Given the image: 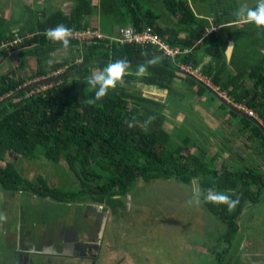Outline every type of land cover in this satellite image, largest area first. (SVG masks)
<instances>
[{"label": "trees", "instance_id": "16d2710c", "mask_svg": "<svg viewBox=\"0 0 264 264\" xmlns=\"http://www.w3.org/2000/svg\"><path fill=\"white\" fill-rule=\"evenodd\" d=\"M158 1L159 8L164 10L160 14L154 8L143 9L140 0H98L97 3L72 0L67 11L56 7L50 13L44 12L43 17L41 12L34 15L35 22L30 23L31 26L34 23L30 29L32 35L29 30L25 31L23 24L19 25L21 18L7 17L8 13L17 16L11 8L19 4L18 1L0 8L3 16L0 18V69L8 67L0 73V162L5 161L3 166L0 164V188L18 194L28 191L39 197L50 196L64 203L96 201L99 205L105 204L114 215L139 180L145 183L176 180L191 186L195 177L203 189L226 192L232 199L239 200L237 206L228 211L225 205L205 203L201 199L209 214L226 226L229 242L238 232L236 219L243 206L258 201L259 191L264 189V173L253 171L243 160L237 162L244 165L238 173L235 165L226 162L218 171L212 164L219 153L209 158L204 150H199L197 155L185 154L186 148L199 147L195 124L199 115H185L180 124L168 132L164 111L172 107L171 102L175 105L171 114L176 113V107L190 112L191 108L178 104L184 103L189 93L200 99L208 92L207 104L217 98L205 88L207 84L183 72L185 67L197 71L201 66L198 71L201 76L226 93L232 104L255 114L264 125V30L252 25L255 27L248 28L255 30L250 32L246 25L236 29L231 23L206 34L210 27L208 18L218 25L224 18H231L236 12L235 0H217L209 7L206 18L196 17L188 9L186 0ZM24 12L23 18L34 13L33 10ZM164 12L168 19H176L173 26L160 25ZM92 16L96 18L89 20ZM58 24L76 33L89 32L97 36L72 38L67 49L73 52L72 56L60 59L56 54L66 50L43 35L46 29ZM18 25L24 29L23 33L20 28L14 29ZM126 26L154 35L166 49L152 43H120V30ZM230 42L235 45L231 54L225 51ZM145 52L147 56L142 54ZM10 56L23 59L22 69L28 73L17 72L16 65H12L13 68L10 64H13ZM152 57H159V63L148 66L147 73L137 77L134 74L137 66ZM204 57L209 58L206 69L201 65L203 61H198ZM122 58L129 62L123 84H118L94 105H88L86 101L94 91L86 80L92 71ZM57 70L62 73L54 76ZM66 74L69 75L57 82L23 90L38 81L58 79ZM175 84L187 88L188 92H180ZM142 86L166 90L167 100L163 103L143 97ZM219 108L227 111L229 120L238 119L240 135L249 130L248 139L260 140L264 147V135L258 126L237 116L222 102ZM149 118H152L151 123H146ZM126 120L134 121V127L129 129L124 123ZM8 156H12L11 160H6ZM25 159H43L52 165L64 162L72 176L73 187L59 190L58 186L47 185L38 171L35 178L29 179L21 170ZM224 164L230 169L223 168ZM251 187H256L257 192Z\"/></svg>", "mask_w": 264, "mask_h": 264}, {"label": "rangeland", "instance_id": "374dc122", "mask_svg": "<svg viewBox=\"0 0 264 264\" xmlns=\"http://www.w3.org/2000/svg\"><path fill=\"white\" fill-rule=\"evenodd\" d=\"M8 1L11 2V0ZM44 1L33 0L30 9L34 13L23 18V22L27 20L24 24L22 22V26H25V31L28 30L31 21L35 22L34 15L42 11L51 12L56 9L55 6H47ZM48 1L56 4L55 1L58 0ZM97 1L93 0L94 3H97ZM186 1H188V9L198 18H206L210 13L209 7L217 2V0ZM140 4L143 9L154 8L153 10L158 12L157 14L164 11L163 8L162 10L159 8L160 3L158 0H140ZM235 4L236 10L244 4L249 7H255L256 0H235ZM3 5L4 3H0V8ZM59 5H62V8L67 11L71 1H63ZM24 11L23 9V13H25ZM166 15L168 14H163L160 25L170 24L173 26L177 22L176 19L170 20ZM231 16V18H224L219 26L228 27L231 23H234L235 25L231 27L236 29L246 25L245 28L249 29L250 32L255 30L254 28H248L255 27L252 24L236 23L234 13ZM7 17L15 20V17L13 15L9 16V13ZM0 18H3L1 13ZM95 18L96 16L93 19ZM208 20L211 27L209 29L217 30L219 23L209 18ZM19 30L20 33L24 32L22 28ZM183 35L181 33L180 36ZM25 53L28 54V52ZM183 53L186 52L184 51ZM10 60L13 62V64L10 63L11 66L16 65L17 72L28 73L25 68L22 69L23 59H15L10 56ZM208 60L209 58L204 57L198 61L199 63L203 61L201 65H204L202 67L206 69L205 65ZM200 67H198L199 70ZM7 69L8 67L4 69L2 67L0 70L3 72ZM199 70H194L197 73L196 79L201 81V83L207 84L211 92L216 93L217 98L211 104H207L208 92L200 99L195 94L189 93L190 97L185 99L184 103L178 104L192 110L188 112V110L185 111L176 107L177 111L174 114H171L170 111L172 107L175 108V105L169 102L172 107L164 111L168 118L164 124L166 130L171 132L174 127L180 124L185 115L197 114L199 118L195 123L198 129L196 143L201 149L199 147H196L198 150L193 147L186 148L184 150L185 154L197 155L199 150L201 152L204 150V153L208 155L207 158H209L211 155L219 153L220 156L212 164L218 171L221 170L222 163L226 162L235 165V171L238 173L244 165L242 163L241 166L240 163L237 165V162L243 160L246 161L247 166L253 171L264 173V147L261 146L262 142L254 138L248 139L249 133L247 131L249 130H245L244 135L239 134L241 129L238 125V119L229 120L230 116L227 115V111H222L219 108L221 103L219 98L229 104H232L231 100L226 97V93L220 92L218 87L213 86L208 78L201 76L198 72ZM187 73L193 77L192 71H187ZM175 85L180 88V92H188L187 88H183L182 85ZM143 93L163 103L167 100L166 90L157 93ZM232 105L252 115L264 128V125L255 114L235 104ZM225 148L227 151H225ZM229 149H231V152H229ZM229 153H233L232 156ZM11 158L12 156H8L6 160H11ZM4 162L1 161L0 164L3 166ZM223 168L230 169L226 164H224ZM21 170L23 175H26L29 179L35 178V173L38 171L39 177H44L47 180V185L58 186L59 190H69L74 185L72 176L69 174L68 167H66L64 162L59 165H52L43 159L26 160L21 164ZM64 183L68 186H64ZM256 189V187L252 188L253 191ZM6 192L8 193L9 191ZM4 193L0 188V213L6 216V221L0 222V247L12 245L14 238L10 235L14 234L18 225V219L10 215V206H6L3 201L12 203L13 197L19 194H15V192L12 194ZM29 194L30 192L27 191L24 193V203L27 201L28 203H37V205L39 203L38 208L42 206L39 215L44 222L50 220L53 214L44 207L49 205L50 208H55L56 206L54 205L56 204L53 200L45 198L41 201V199ZM259 194L258 201L255 204L251 205L250 202H247L243 206L241 213L236 219L238 232L235 235L233 234V237L227 242L226 226L211 216L202 202L199 204L193 202L191 205L187 203L188 200L193 199L192 185H184L176 180L158 179L148 183L139 180L124 198L123 206L109 217L97 264H264V189H261ZM4 195L8 196L2 200ZM45 200L49 204L43 206V203H47ZM76 202L80 201L73 200L72 206L59 205L58 214L66 218V225L71 224L72 213H75L79 222H85L82 217L83 210L88 209L92 202L81 201L80 204L73 205ZM23 213L25 215L26 211L23 210ZM25 225L29 226V231L32 234H35V228L32 223L25 222ZM38 232H44L42 226L38 229ZM5 257L6 255L0 254V260H4ZM61 263L77 264L75 259L70 258L60 259L58 264ZM51 264H54L53 259Z\"/></svg>", "mask_w": 264, "mask_h": 264}, {"label": "flooded vegetation", "instance_id": "af4514ba", "mask_svg": "<svg viewBox=\"0 0 264 264\" xmlns=\"http://www.w3.org/2000/svg\"><path fill=\"white\" fill-rule=\"evenodd\" d=\"M1 191L6 194L14 193L12 191L7 193L2 189ZM15 194L18 193L15 192ZM7 196H2V200ZM32 196L41 201L45 198L53 200L56 204L55 208L45 206L49 204L47 200H45L47 203L42 202L44 208L48 209L53 216L44 222L39 215L42 206L38 208L39 203L38 205L28 201L24 203V194L14 196L12 203L4 200L5 205L10 206V215L18 219V225L14 234L10 235L14 238L12 245L7 246L8 248L0 247V254L6 255L4 260H0V264H51L52 259L54 264H58L59 260L64 258L75 259L77 264H85V261H87L86 264H97L108 219L112 216L111 210L105 204L99 205L93 201L88 209L83 210L82 217L85 222H79L75 213H72L71 224L66 225V218L58 214L59 205L70 206L72 202H59L50 196ZM80 203L81 201L73 205ZM23 210L26 211L25 215ZM25 222L32 223L35 234L29 231L30 228L25 225ZM41 226L44 232L39 233L38 229Z\"/></svg>", "mask_w": 264, "mask_h": 264}, {"label": "clouds", "instance_id": "9594fccd", "mask_svg": "<svg viewBox=\"0 0 264 264\" xmlns=\"http://www.w3.org/2000/svg\"><path fill=\"white\" fill-rule=\"evenodd\" d=\"M236 23L244 22L247 24L255 25L257 28L264 30V0H256L255 7H249L244 4L241 5L236 12ZM43 35L53 43H59L67 50L70 47V41L73 38V30L64 25L58 24L55 27L48 28L44 31ZM233 43H229L226 52L230 53L234 48ZM147 56L148 54L142 53ZM159 57H152L145 63L137 66L135 75L137 77H143L147 71L148 66H154L159 63ZM51 63V61H49ZM129 62L127 58L110 61L102 69H95L86 80L87 86L94 91V95L89 98L86 103L88 105H94L97 101L102 100L108 95L110 90H114L118 84H123V78L128 74ZM193 78L197 81L196 77ZM152 118L146 123H151ZM126 126L131 129L134 127V121H125ZM193 199L187 201L189 205L193 202L196 204L201 203V199L205 203H211L214 205H225L228 211L233 210L239 203L238 199H232L226 192L216 191L212 188L203 189L198 178H193L191 181ZM6 221V216L0 213V222Z\"/></svg>", "mask_w": 264, "mask_h": 264}, {"label": "crops", "instance_id": "0c3cea01", "mask_svg": "<svg viewBox=\"0 0 264 264\" xmlns=\"http://www.w3.org/2000/svg\"><path fill=\"white\" fill-rule=\"evenodd\" d=\"M13 1H18L19 2V4H16L13 8H12V11L13 12H15L16 14H17V16L15 17V19H19V18H21L22 20H21V22H20V24L19 25H22V22H23V17L21 16V14H23V9L24 10H32V9H30L31 8V6H32V4H33V0H11V2H9L8 0H0V3H4V5H3V7L4 6H7V5H9V4H11ZM63 1H67V0H58V1H55V3L56 4H52L51 2H49L48 0H45L44 1V4H47V6H55V7H58V8H61V9H63V10H65L64 8H62V5H59L60 3H62ZM71 1V5H72V0H70ZM71 5H68V9H70L71 8ZM66 11V10H65ZM44 12H46V11H42L40 14H41V17H43V13ZM46 13H50V12H46ZM93 16L89 19V20H93ZM209 19H211V18H209ZM27 22V20H25L24 22H23V24L24 23H26ZM33 21H31L30 23H32ZM16 23V22H15ZM15 23H14V25H15ZM93 24V26H96V25H94V23H92ZM92 24H91V26H92ZM15 26V28L14 29H18L20 26ZM92 26V27H93ZM217 26H219V25H217ZM126 28H132V27H129V26H126ZM30 29H32V26L31 25H29V35H32L33 34V32L31 31V34H30ZM116 36V35H115ZM114 36V37H115ZM182 37V36H181ZM72 54H73V52H71L70 50H66V51H62L61 53H59V54H56V56L57 57H59L60 59H62V57H68V58H70L71 56H72ZM78 61V60H77ZM81 68V67H80ZM79 69V68H78ZM58 72H60V74L62 73V70H57ZM4 72V71H3ZM3 72H0V73H3ZM67 75V74H66ZM65 75H63V77H64ZM37 80V79H36ZM146 88V89H145ZM141 90H142V96L143 97H146V98H149V99H153L154 100V98L153 97H149V96H146V95H144V93L143 92H153V93H157V92H160L159 90H157L156 88H154V87H150V86H142V88H141Z\"/></svg>", "mask_w": 264, "mask_h": 264}, {"label": "built area", "instance_id": "2783aa9c", "mask_svg": "<svg viewBox=\"0 0 264 264\" xmlns=\"http://www.w3.org/2000/svg\"><path fill=\"white\" fill-rule=\"evenodd\" d=\"M211 31H212V29H207L206 34L211 32ZM120 34H121L120 39H119L120 43H130V42L152 43V44L158 45L159 48L166 49V47L160 42V40L157 37H155L154 35H152L148 32L140 33V32L134 31L132 28H124V29L120 30ZM86 36L92 37V36H97V35L89 34V32H85V33L73 32V38H78V37L85 38ZM187 71H192V70L189 67H185L183 72L186 73ZM192 73H193V76L197 78L196 71L193 70ZM58 74H60V72L54 73L53 75L57 76ZM43 89H45V87Z\"/></svg>", "mask_w": 264, "mask_h": 264}, {"label": "water", "instance_id": "95a60500", "mask_svg": "<svg viewBox=\"0 0 264 264\" xmlns=\"http://www.w3.org/2000/svg\"><path fill=\"white\" fill-rule=\"evenodd\" d=\"M68 75L69 74L65 75L64 77H66ZM64 77L58 78V79L57 78H51V79L41 80V81H38V82H36V83H34V84L30 85V86H26L25 88H23V90H26V89L31 88V87L39 86V85H46V84L48 85L50 83L57 82V81H59V79H63ZM197 82L201 83V81H199V80H197ZM201 84H203V83H201ZM204 86H205L206 89H209V91L211 92V89L207 85H204ZM211 93H213L217 97L216 93H214V92H211ZM219 99H220V101L224 105H226L227 107H229V109H230L231 112H233L237 116H240V117L246 119L247 121H250L253 124H255L256 126H258L260 128V130L262 131L263 135H264V129H263V127L260 125L259 122H257L256 119L253 118L252 115H250L248 113H245V112H243L240 109H237L236 106L227 103V101H225V100H223L221 98H219Z\"/></svg>", "mask_w": 264, "mask_h": 264}]
</instances>
